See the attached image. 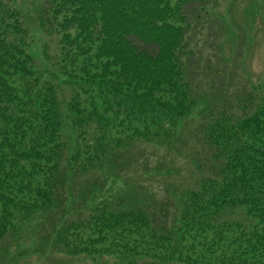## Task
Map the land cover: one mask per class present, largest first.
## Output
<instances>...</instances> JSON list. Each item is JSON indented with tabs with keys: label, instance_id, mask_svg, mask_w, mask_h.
I'll return each mask as SVG.
<instances>
[{
	"label": "trees",
	"instance_id": "trees-1",
	"mask_svg": "<svg viewBox=\"0 0 264 264\" xmlns=\"http://www.w3.org/2000/svg\"><path fill=\"white\" fill-rule=\"evenodd\" d=\"M20 1L0 0V254L26 226L43 264H264V82L238 64L264 1L32 0L40 53Z\"/></svg>",
	"mask_w": 264,
	"mask_h": 264
},
{
	"label": "rangeland",
	"instance_id": "rangeland-1",
	"mask_svg": "<svg viewBox=\"0 0 264 264\" xmlns=\"http://www.w3.org/2000/svg\"><path fill=\"white\" fill-rule=\"evenodd\" d=\"M250 0H236L232 7V13L236 12L238 15L243 13V9ZM264 1V0H258ZM233 3L232 0H220L217 4L218 12H225L229 5ZM19 9L26 17L27 25L34 36L36 50L40 53L42 51V35L36 30L35 15L32 13L34 8V2L32 0H21L19 2ZM258 8V7H257ZM232 36V33L229 34ZM248 40L244 44V58L238 62L240 66V72L247 79H250L251 83L257 85L264 82V23H255V27L248 31ZM238 41L235 42V44ZM234 46V40L232 37L227 39L225 51L228 56L231 55V49ZM28 227V226H27ZM29 229L26 226L21 230L19 240H16L14 246L8 249V252L0 254V264H3L2 258L11 259L15 253L21 252L23 254V264H43V259L35 255L33 252L34 242L30 238ZM14 242V241H13ZM55 260L56 257H53Z\"/></svg>",
	"mask_w": 264,
	"mask_h": 264
}]
</instances>
